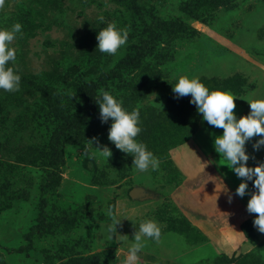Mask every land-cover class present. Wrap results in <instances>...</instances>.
I'll list each match as a JSON object with an SVG mask.
<instances>
[{"label": "rangeland", "instance_id": "1", "mask_svg": "<svg viewBox=\"0 0 264 264\" xmlns=\"http://www.w3.org/2000/svg\"><path fill=\"white\" fill-rule=\"evenodd\" d=\"M17 21L20 87L0 89V264H120L130 241L101 233L110 212L129 239L141 218L160 224V239L146 238L139 264H264L256 213L241 226L248 251L226 258L194 225L199 213L184 193L221 202L241 178L221 159L211 178V156L197 161L192 147L180 149L194 176L170 159L203 123L213 138L223 131L201 119L190 94L175 96L177 75L234 93L238 117L250 110L247 98L264 95V0H5L0 26ZM107 22L129 29L115 54L95 49ZM101 89L139 109L137 139L159 158L157 170L134 172L131 155L108 140L110 121L101 122L95 101ZM94 136L99 144L86 154ZM257 138L245 145L250 166L264 160V146L252 147ZM103 145L112 151L107 159L96 148Z\"/></svg>", "mask_w": 264, "mask_h": 264}, {"label": "clouds", "instance_id": "2", "mask_svg": "<svg viewBox=\"0 0 264 264\" xmlns=\"http://www.w3.org/2000/svg\"><path fill=\"white\" fill-rule=\"evenodd\" d=\"M5 6V0H0V8ZM98 21H104L105 17L99 15ZM22 34V24L14 22L10 26H0V89L5 91H16L20 87L21 75L16 68V47L14 41ZM129 29L118 27L115 22H107L99 28L96 33L95 49L101 53L115 54L128 40ZM171 83L172 91L176 97L190 94L189 102L195 104L201 119L209 125L222 128V133L213 138L214 150L222 157L221 165H227L237 177L242 178L235 188V194L243 197L249 195L246 210L256 213L253 217V226L264 233V160L255 165L246 162L250 154L245 145L254 135L258 138L252 143L253 149L259 150L264 146V95L247 98L250 110L247 114L239 117L233 111L236 107L234 97L229 90L221 88H209L198 75L179 74ZM99 108V118L102 123L109 122L108 140L117 149L132 157V170L137 173H149L159 168V158L142 141L137 139L141 131L139 109L133 107L131 110L123 105L122 99L115 96L111 91L101 89L95 97ZM93 141L98 142L94 136L84 145L87 154L89 146ZM107 159L112 155L107 145L96 147ZM255 158V157H253ZM248 181H252V189H249ZM232 194H228L231 201ZM101 226V233L109 240L127 238L130 242L126 255L120 264H139V253L143 249L146 238L158 241L161 236V226L154 218H141L138 224H134L135 231L132 239L127 235L117 232V224L120 218L113 217Z\"/></svg>", "mask_w": 264, "mask_h": 264}, {"label": "crops", "instance_id": "3", "mask_svg": "<svg viewBox=\"0 0 264 264\" xmlns=\"http://www.w3.org/2000/svg\"><path fill=\"white\" fill-rule=\"evenodd\" d=\"M204 127H206L205 123H203V126L201 125V127L194 132L190 139L171 150V161L185 177H190L191 174L193 176L195 175V170L192 167V164L185 163L188 162V157L186 152L182 151V149L186 147H192L191 151L195 157L191 153L188 155L192 156L197 161H201L202 163L205 162L207 156L210 155L212 173H210L209 176L214 179L219 175V172H216V168L220 166L222 157L220 158L219 153L217 156H214L216 151L214 152L212 143L213 137L205 131ZM182 145L184 146L181 147ZM194 149L195 153L193 151ZM184 159L186 160L184 161ZM206 182H208V179ZM184 193L187 200L191 203L193 208L196 209L197 213H199L198 217L194 220V225L208 240H211V242L215 244V247L221 253L228 257L234 254L238 249L248 251V242L241 226L251 215V213L246 210V203L249 199V195L241 197L236 194H232L231 192L232 199L229 201L228 195L222 193L224 200L221 202L218 200L217 202V199H214L212 194L203 192H201L202 194H197L195 189H186L184 190ZM216 214H218V217H221V219L214 222L211 217ZM224 216H226V220H224Z\"/></svg>", "mask_w": 264, "mask_h": 264}, {"label": "trees", "instance_id": "4", "mask_svg": "<svg viewBox=\"0 0 264 264\" xmlns=\"http://www.w3.org/2000/svg\"><path fill=\"white\" fill-rule=\"evenodd\" d=\"M203 3V5H205V3H210V2H212V0H194V3ZM192 3V2H191ZM71 122H73V121H71ZM82 122V120L79 122V123H81ZM78 123V125H76V127L77 126H79V128H81L82 126H83V124H79ZM74 127H75V125H74ZM184 142V141H183ZM247 221H245L244 222V224L246 223ZM243 228V227H242ZM224 257H226L227 258V256L226 255H224ZM217 263V262H216Z\"/></svg>", "mask_w": 264, "mask_h": 264}]
</instances>
